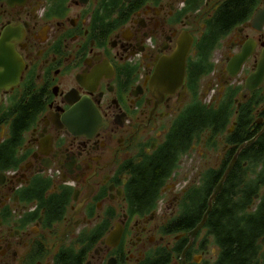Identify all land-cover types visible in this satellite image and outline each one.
<instances>
[{
  "label": "flooded vegetation",
  "instance_id": "1",
  "mask_svg": "<svg viewBox=\"0 0 264 264\" xmlns=\"http://www.w3.org/2000/svg\"><path fill=\"white\" fill-rule=\"evenodd\" d=\"M233 3L0 0V264H214L196 186L264 136V0Z\"/></svg>",
  "mask_w": 264,
  "mask_h": 264
},
{
  "label": "trees",
  "instance_id": "2",
  "mask_svg": "<svg viewBox=\"0 0 264 264\" xmlns=\"http://www.w3.org/2000/svg\"><path fill=\"white\" fill-rule=\"evenodd\" d=\"M240 3L241 0H234L223 17L239 14L242 11ZM258 144L261 147L259 152L254 150ZM249 150L257 152L259 159ZM245 151L247 163L251 167H246L243 178L239 174L233 176L238 171L236 168L228 174L207 216L205 225L219 248L214 264H254L260 248L259 239L264 235V136L259 138V142L257 140L245 148ZM222 172L223 169L216 179ZM215 180L206 177L196 186V191L204 194L200 203H206ZM255 195H258L257 199L254 198ZM205 207L206 204L197 214L198 222Z\"/></svg>",
  "mask_w": 264,
  "mask_h": 264
},
{
  "label": "water",
  "instance_id": "3",
  "mask_svg": "<svg viewBox=\"0 0 264 264\" xmlns=\"http://www.w3.org/2000/svg\"><path fill=\"white\" fill-rule=\"evenodd\" d=\"M10 27H5L0 33V87H8L17 81L18 75L21 70V61L19 56L14 51L10 43ZM184 46H179V49ZM253 139L245 142L243 146L250 144ZM232 167V162L224 171L220 180L213 187L212 193L209 197L208 207L204 212L201 221L195 226V228L189 233L190 236L194 235L204 224L207 214L211 209V200L216 197L220 192L223 184V180ZM264 243V237L262 238Z\"/></svg>",
  "mask_w": 264,
  "mask_h": 264
}]
</instances>
